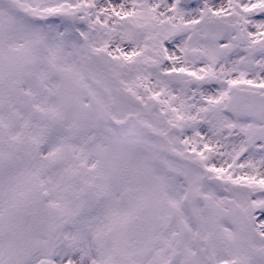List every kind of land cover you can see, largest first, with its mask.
Masks as SVG:
<instances>
[{
  "label": "snow or ice",
  "instance_id": "obj_1",
  "mask_svg": "<svg viewBox=\"0 0 264 264\" xmlns=\"http://www.w3.org/2000/svg\"><path fill=\"white\" fill-rule=\"evenodd\" d=\"M0 264H264V0H0Z\"/></svg>",
  "mask_w": 264,
  "mask_h": 264
}]
</instances>
